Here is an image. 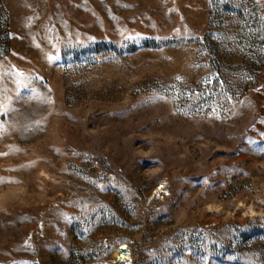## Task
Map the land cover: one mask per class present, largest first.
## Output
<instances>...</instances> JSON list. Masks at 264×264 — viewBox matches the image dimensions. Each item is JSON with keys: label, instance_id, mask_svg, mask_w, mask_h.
<instances>
[{"label": "rangeland", "instance_id": "obj_1", "mask_svg": "<svg viewBox=\"0 0 264 264\" xmlns=\"http://www.w3.org/2000/svg\"><path fill=\"white\" fill-rule=\"evenodd\" d=\"M0 264H264V0H0Z\"/></svg>", "mask_w": 264, "mask_h": 264}, {"label": "built area", "instance_id": "obj_2", "mask_svg": "<svg viewBox=\"0 0 264 264\" xmlns=\"http://www.w3.org/2000/svg\"><path fill=\"white\" fill-rule=\"evenodd\" d=\"M125 257H122V259H119L120 262H124Z\"/></svg>", "mask_w": 264, "mask_h": 264}]
</instances>
